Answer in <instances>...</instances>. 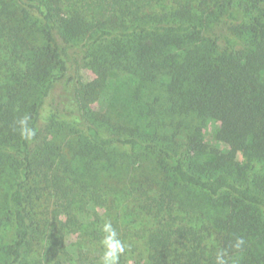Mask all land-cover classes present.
<instances>
[{
  "label": "trees",
  "instance_id": "obj_1",
  "mask_svg": "<svg viewBox=\"0 0 264 264\" xmlns=\"http://www.w3.org/2000/svg\"><path fill=\"white\" fill-rule=\"evenodd\" d=\"M92 65L166 78L142 129L89 105L102 85L78 73ZM210 110L221 163L181 135ZM64 128L87 177L62 151L51 157ZM9 172L0 264H100L109 220L127 246L119 264H215L220 251L228 264H264L251 245L264 227V0H0V184Z\"/></svg>",
  "mask_w": 264,
  "mask_h": 264
},
{
  "label": "rangeland",
  "instance_id": "obj_2",
  "mask_svg": "<svg viewBox=\"0 0 264 264\" xmlns=\"http://www.w3.org/2000/svg\"><path fill=\"white\" fill-rule=\"evenodd\" d=\"M165 1L169 6L171 5L172 0ZM78 79L84 84L97 81L102 85L101 88L96 89L93 92L89 100V105L94 110L107 114L113 122H118L129 127L139 125V129H142V127H140L141 123L146 124V121H144V114L149 105L154 102L158 103L162 100L164 83L166 81V78L164 77H159L154 81H140L137 77L124 75L115 70H109L103 65H92L82 68L78 73ZM216 120L217 114L212 110L208 111L205 116L199 117L198 119H187L181 126V135L183 137L200 136V142H203L207 152L216 149L215 153H217V156L213 153L211 154V157L213 158L215 156L217 162L221 163L224 158V137L217 128L218 124L216 123ZM69 130V128H64L60 131H55L53 134L54 140H52V145L54 154L51 157L55 159L56 164H58L61 151L66 154L64 143L69 140H75L73 132ZM65 157L69 160L72 168L77 174H80L81 172L83 175L87 174L84 168V159L74 157H71L70 159V156L67 154ZM211 157L198 158L197 161L201 164L206 160L208 161ZM141 161L145 172H154L156 166L154 160L151 158H143ZM187 163H189L188 160ZM16 177L15 173L9 172L6 177L7 181L0 184V208L3 209V211L6 205V194L10 189V185L16 180ZM112 212L114 213V211ZM121 215L122 214H120V217H122ZM0 216L5 217L2 213H0ZM82 219L87 221V208H85ZM118 219L120 221H126V218ZM4 221L5 220H3V222ZM262 230L263 231L260 235L257 234L256 238L251 239L252 249H254L256 253L264 250V227ZM1 232L0 259L4 256L2 246H4L10 238V225L8 222L5 223ZM77 237L78 233L71 229L66 238L69 239V243L75 241Z\"/></svg>",
  "mask_w": 264,
  "mask_h": 264
},
{
  "label": "clouds",
  "instance_id": "obj_3",
  "mask_svg": "<svg viewBox=\"0 0 264 264\" xmlns=\"http://www.w3.org/2000/svg\"><path fill=\"white\" fill-rule=\"evenodd\" d=\"M18 124L20 135L24 140L31 141L35 138L37 133L35 128L29 125V117L25 116L21 118L18 121ZM102 231L105 235L101 241L104 250L100 264H119L120 257L125 254L127 246L119 238L118 233L110 220L105 221ZM244 244L245 241L243 238H236L234 247L239 250ZM215 264H228L223 251L217 253Z\"/></svg>",
  "mask_w": 264,
  "mask_h": 264
}]
</instances>
